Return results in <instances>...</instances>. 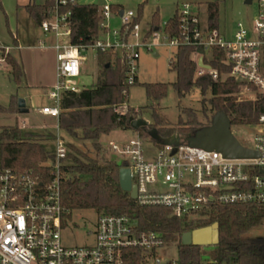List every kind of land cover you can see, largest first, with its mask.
Wrapping results in <instances>:
<instances>
[{
  "label": "built area",
  "instance_id": "1",
  "mask_svg": "<svg viewBox=\"0 0 264 264\" xmlns=\"http://www.w3.org/2000/svg\"><path fill=\"white\" fill-rule=\"evenodd\" d=\"M256 1L258 13L252 29L239 22L229 39L219 29L210 28L207 19H202L198 6L183 3L178 6L179 34H168L165 22L150 34L155 41L152 44L147 43L149 32L141 39L133 12L120 11L122 27L110 33L108 19L112 6L105 4L100 7L102 36L93 45L80 47L70 43L69 8L81 0H55L54 11L42 22L40 29L46 37L56 40L57 84L48 94L56 105L42 107L39 112L58 120L62 95L79 93L85 88L80 81L83 62L80 54L89 48L96 53L120 52L127 69L128 85H133L138 77L141 47L150 49L158 43L176 49L192 47L196 49L192 58L194 56L197 65L203 59L209 66V69L198 66L197 76L209 74L214 79L219 78V73L205 61L203 53L208 59H214L212 53L218 50L230 67L229 76L255 94L264 95V0ZM60 39L66 40L67 44L61 45ZM46 45L44 40L39 42L41 48ZM0 48L6 54L11 53L10 47ZM5 65V57L0 55V69ZM127 107L124 104L117 111L124 113ZM259 122L264 125V115ZM145 140L137 134L123 144L109 143V149L120 155L121 162H126V168L131 170L139 205L167 208L173 217L187 221L196 220L219 205H264V132L255 136L254 147L250 149L256 154L253 159H227L219 152L193 148L182 141L177 147L157 146L151 155H147ZM67 154L66 142L58 133L54 158L49 160L51 164L46 163L50 168L49 180L43 181L31 172L10 169L0 172V264H127L132 253L140 254L138 264H179L178 258L166 259L161 253L171 248L170 241L156 232L140 231L130 216H97L89 233L94 237L93 243L66 246L63 242L65 210L61 204V180L66 177L62 167Z\"/></svg>",
  "mask_w": 264,
  "mask_h": 264
},
{
  "label": "trees",
  "instance_id": "2",
  "mask_svg": "<svg viewBox=\"0 0 264 264\" xmlns=\"http://www.w3.org/2000/svg\"><path fill=\"white\" fill-rule=\"evenodd\" d=\"M55 7V0H27L24 5L38 28L44 20L50 18ZM69 9L72 22L70 43L80 47L93 45L102 36L100 6L79 2ZM205 10L210 28L219 29V1L208 3ZM0 11H4L2 0ZM112 11L119 12V9L112 6ZM140 20L141 13L134 23L137 24ZM161 25L156 13L152 20V30L161 28ZM165 31L171 35L179 34L178 9L166 22ZM13 44L17 46V40L14 39ZM195 51L192 47L176 49L170 59V70L176 74V80L171 85L180 99L191 94L193 90L200 91L203 97L201 114L205 123L200 121L195 110L179 104L178 122L171 126L160 110L152 105V124L137 132L159 147L162 145L149 136L151 130H157L161 138L178 135L182 142H186L198 130L211 125L212 118L217 113L227 115L232 126L258 125L264 115V95L256 94L255 99L250 101L238 100V95L245 86L229 76L230 67L224 62L223 53L214 50V59H208L203 53L205 61L219 73V78L214 79L209 74L197 76L198 65L192 58ZM0 55L5 57L14 82L20 86L24 77L22 64L12 53L6 54L3 48H0ZM96 55L100 68L97 83L79 93L66 92L61 97L59 129L80 141L91 142L97 153L96 157H91L88 151L84 152L79 146L66 143L68 154L62 167L66 177L61 180V204L65 210L64 229L68 227L69 221L77 211L93 212L95 216L90 222L92 225H95V218L100 215L130 216L136 221L140 231L156 232L168 241H177L179 264H203L207 261L204 259L205 252L198 246L182 245V235L218 223L219 243L210 254L213 262L264 264V240L250 235L264 226V205H219L206 211L196 220L187 221L173 217L167 208L141 206L129 193L121 189L119 172L128 164L107 159L104 156L106 149L100 139L115 130H133L130 120L141 118V111L129 106L124 113H119L117 109L127 103L130 88L139 82L137 77L133 85L127 84V69L120 52L98 51ZM144 86L148 99L153 102L162 100L168 94L167 84ZM207 95L210 97L207 98ZM0 110L17 113L18 98L13 96L10 104L0 107ZM53 138L49 132H25L19 125L1 126L0 172L9 169L21 173L31 172L42 177L43 181L49 180L50 168L46 163L54 157L42 143ZM139 260L140 254L132 253L127 264H138Z\"/></svg>",
  "mask_w": 264,
  "mask_h": 264
},
{
  "label": "rangeland",
  "instance_id": "3",
  "mask_svg": "<svg viewBox=\"0 0 264 264\" xmlns=\"http://www.w3.org/2000/svg\"><path fill=\"white\" fill-rule=\"evenodd\" d=\"M41 2L43 0H37ZM219 1V30L227 39L236 32L239 22H242L248 29H252L254 18L258 13L256 0H81L84 4H97L102 7L109 4L117 7L125 13L133 12L137 17L141 13V20L138 23L140 27L141 39L147 34L148 44L155 43L151 36L156 28L152 30V20L157 13L162 25L170 20L176 13L178 6L183 3H192L201 11L203 20L207 19L205 7L210 2ZM27 0H2L4 11H0V46L12 48V55L22 64L24 68V77L22 85L18 86L11 75V68L5 65L0 69V107L7 106L12 95H17L18 100L23 99L28 113H10L0 110V127L19 125L23 131L33 134L51 133L54 138L43 142V146L51 153L55 150V137L58 133L66 143H72L79 146L84 152L88 151L91 157H96V151L89 141H80L77 138L69 136L58 127V120L51 116H45L39 113L41 107H54L56 103L48 98V92L57 84V52L54 48L56 40L44 35L40 28H35L34 32L38 41H46L44 48H23L13 49L12 32L16 30L17 21L22 16V11ZM143 6V7H141ZM142 8V9H141ZM117 11H112L108 19L109 32L117 31L122 27V19ZM150 30V31H149ZM158 30V28H157ZM151 34V35H150ZM160 38L162 34L159 33ZM61 45L67 44L66 40L60 39ZM38 46V44H37ZM176 48L158 43L150 49L141 47L139 49L138 60V85L130 88L128 101L126 103L132 109L141 111V118L152 124V105L157 107L166 117L171 126H175L180 116L179 104L182 107H190L197 112L200 121L205 123L202 111V95L199 90H193L191 94L180 99L172 87L176 80L175 72L170 70V59L173 58ZM83 62H81L82 72L80 81L82 85L89 88L98 81L100 68L97 61L96 52L89 48L81 52ZM194 58V56H193ZM167 84L169 85L168 94L160 101L153 102L148 99L145 84ZM50 90L46 93V88ZM210 95H207L209 98ZM256 94L245 87L238 95L239 101L254 100ZM26 126L23 128V126ZM231 132L235 138L245 148L254 147L255 136L264 132V125L260 123L255 126H232ZM138 132L134 130L123 131L115 130L111 134L102 136L100 142L106 149L104 155L107 159L122 161V157L113 153L109 149L110 142L123 144L135 138ZM144 137V136H143ZM145 138V137H144ZM157 145L149 140H145L144 148L147 155H151L156 150ZM103 156V153L101 154ZM47 164H51L49 161ZM95 214L88 211H77L68 223V227L63 232V242L69 247H80L90 245L94 241L93 235L89 234L92 230L90 223ZM251 236L264 240V226L262 229L251 232ZM171 248L161 251L164 258H178V242L170 241ZM205 252L203 264L213 262L210 254L214 246H201Z\"/></svg>",
  "mask_w": 264,
  "mask_h": 264
},
{
  "label": "water",
  "instance_id": "4",
  "mask_svg": "<svg viewBox=\"0 0 264 264\" xmlns=\"http://www.w3.org/2000/svg\"><path fill=\"white\" fill-rule=\"evenodd\" d=\"M247 4H251V0L246 1ZM123 12H121V15ZM157 30V28H156ZM198 66L209 69L203 63V59H200ZM18 111L20 113H28L25 101L23 99L18 100ZM131 128L134 131H138L143 128H147L150 123L142 118H131ZM231 121L224 113H217L211 121V125L198 130L193 137L187 139V143L190 147L204 149L207 151H216L221 153L227 159H253L256 154L245 148L235 138L231 132ZM149 136L159 142L162 146H174L177 147L182 141L178 135L170 138H161L157 130H151ZM176 152V149L173 153ZM119 182L121 189L130 194L133 200L137 199V187L133 184L131 178V170L123 167L119 172ZM219 224L215 223L211 226L199 228L191 232H186L182 235L181 242L184 246H216L219 243Z\"/></svg>",
  "mask_w": 264,
  "mask_h": 264
},
{
  "label": "crops",
  "instance_id": "5",
  "mask_svg": "<svg viewBox=\"0 0 264 264\" xmlns=\"http://www.w3.org/2000/svg\"><path fill=\"white\" fill-rule=\"evenodd\" d=\"M23 11H22V16H20V18L17 21V25H16V30L14 32L11 33L13 40H17V46H15L14 44V48L13 49H23V48H36V47H40L39 46V42L38 38L35 35V28H37L38 26L36 25V23L30 18V16L28 15L27 11L25 10L24 7ZM38 44V46H37ZM41 48V47H40ZM12 50V48H11ZM24 69V68H23ZM22 85V84H21ZM20 85V86H21ZM86 88V87H85ZM50 90V88H46V93ZM49 94V92H48ZM13 96L17 95H12L10 98V102ZM18 98V97H17ZM49 98V96H48ZM50 99V98H49ZM9 102V104H10ZM8 104V105H9ZM7 105V106H8ZM4 106V107H7ZM42 108V107H41ZM40 108V109H41ZM39 109V110H40ZM2 111V110H1ZM4 112V111H3ZM19 112V111H18ZM40 113V112H39ZM41 114V113H40Z\"/></svg>",
  "mask_w": 264,
  "mask_h": 264
}]
</instances>
